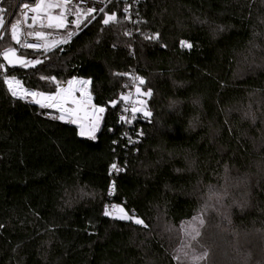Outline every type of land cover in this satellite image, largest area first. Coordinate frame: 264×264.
<instances>
[{
	"label": "trees",
	"instance_id": "1",
	"mask_svg": "<svg viewBox=\"0 0 264 264\" xmlns=\"http://www.w3.org/2000/svg\"><path fill=\"white\" fill-rule=\"evenodd\" d=\"M106 12L122 23L104 26L102 14L36 70H9L66 81L95 67L93 101L106 108L96 140L0 80V264H185L171 229L205 213L204 264H264V0H146L133 37L117 5ZM9 46L7 31L0 59ZM132 74L152 91V116L126 126L119 93ZM244 176L250 196L235 187ZM111 204L148 227L105 217Z\"/></svg>",
	"mask_w": 264,
	"mask_h": 264
},
{
	"label": "snow or ice",
	"instance_id": "2",
	"mask_svg": "<svg viewBox=\"0 0 264 264\" xmlns=\"http://www.w3.org/2000/svg\"><path fill=\"white\" fill-rule=\"evenodd\" d=\"M104 2H110V0H104ZM136 2L138 3L139 0H136ZM87 3L88 0H75V2L74 0H27V2L23 3L22 8L20 9L21 15L15 18V22L8 21V23H10L11 40L21 49H43L44 53H48L61 45L67 44L77 32L82 31V24L87 27L85 21L91 23V21L95 20L97 15L101 13L103 14L102 24L104 26L122 23L115 12L109 14L105 11L104 7H87ZM92 3L95 5L96 0H92ZM123 11L125 14H128L129 7L126 6ZM29 13H32L33 15L30 17L31 23L27 24ZM5 14L6 10L0 8V29H5ZM69 17H72V19L69 20ZM125 20H131V17L126 15ZM132 22L141 23L143 21L137 20ZM23 24H27L29 30L25 33L26 38L22 40L21 29ZM37 25L39 26L38 30L34 29V26ZM70 25L74 26V30H69ZM45 29L47 31H45ZM124 35L131 36L132 32L130 30L125 31ZM143 35L146 40L159 39L158 33ZM28 37L34 38L36 42H29L27 39ZM0 40H3V33H0ZM180 45L187 49L193 47L191 43L183 40L180 41ZM60 50L63 51V48H60ZM2 55L3 60L13 67L19 65L23 68H35L37 65L43 63V60L39 58L29 59L26 58V55L24 54H18L17 47L13 46L6 47ZM0 70L7 71L5 64L0 63ZM117 75L128 76L129 74L118 73ZM40 79H47L49 83H54L55 91L43 92L24 88L21 81L17 79L15 75H5L3 83L7 85V90L14 99L38 105L41 109L54 110L57 114L53 115L52 113H48L49 118L66 124L76 125L80 137H87L90 140H96V134L100 131L101 121L103 120V114L105 113L106 108L93 103V96L90 90L92 81L90 79H78L75 76L68 79L66 82H60L56 77L48 78L41 76ZM131 80L132 84L129 85V87L135 86L137 97H140L141 95L151 97V89L142 91L141 86L146 83L143 78L132 74ZM63 83H66L67 86H62ZM130 96L131 93L128 95H122L120 100L128 101ZM116 103L117 101H112V106L115 107ZM146 103L145 100L141 99L134 101L131 108V118L121 115L119 117L120 121L122 123L131 124L137 119L138 113H142L145 118H150L152 112L147 109ZM128 111V105L125 104L123 112L127 113ZM138 135H142V133H139ZM128 139L129 142H137L133 141L130 137H128ZM111 169L117 172L124 170L119 167L117 163H113ZM114 191L115 183L111 185V190L108 195H113ZM213 198L220 199L219 196H214ZM103 215L121 221H132L136 225L148 227L143 219L138 218L134 213L130 214L121 204H111L106 206ZM197 221L201 224L203 223V220L197 217L185 226L184 232L186 235L198 231L196 227ZM177 252L181 253L182 249H178ZM194 259L198 260L199 258Z\"/></svg>",
	"mask_w": 264,
	"mask_h": 264
},
{
	"label": "built area",
	"instance_id": "3",
	"mask_svg": "<svg viewBox=\"0 0 264 264\" xmlns=\"http://www.w3.org/2000/svg\"><path fill=\"white\" fill-rule=\"evenodd\" d=\"M9 1L11 0H0V8H4L6 10V14H5V19H6V24H5V29H0V33H3V39L6 35V32L8 31L9 34H10V23H8V21H11V22H15V18L17 16H20L21 15V12H20V9L22 8V5L24 2H27V0H14L13 3H10ZM146 0H139V2L137 3L136 0H110V2H104V0H96V3L95 5H93L92 3V0H88V3H87V7H92V6H96L97 8L99 7H104L105 11L107 9H109L111 6L113 5H117L121 11L123 12V14L126 16V15H129L131 17V20H127V27L125 29V31H131L132 32V35L131 36H128V37H133L134 34H135V31L137 29V26L139 25V23H133L132 21H137L139 20L140 18L138 17L137 13H139V9L140 7L143 5V3L145 2ZM75 2V0H74ZM128 6L129 7V13L128 14H125L123 9ZM56 11H59V10H56ZM31 15H33L32 13H29V19L27 21V24H30L31 23ZM96 15V14H94ZM101 14L97 15V17H99ZM72 17H69V20H71ZM92 22V21H91ZM85 23L88 25H90L91 23H87V21H85ZM27 24H23L22 25V34H21V39H25V33L29 30L27 28ZM81 28L82 30L84 28H86L83 24L81 25ZM34 29H39V26H34ZM69 30H74V26H71L70 25V28ZM45 31H47L45 29ZM81 31L77 32V34L67 43V44H64V45H61L60 47L56 48V49H53L52 51L48 52V53H44L43 49H40V50H33V49H21L18 45H15V47H17V50H18V54L20 53H23L24 55H26V57L28 58H39V59H42L43 57L45 56H48L52 53H55V52H63L64 49L69 45L71 44V42L76 38V36L78 34H80ZM11 37V36H10ZM29 42H36L34 38H31V37H28L27 38ZM2 40H0V43H1ZM152 42H155L156 40H150ZM13 42V41H12ZM60 48H63V51L60 50ZM0 63H3L5 64L3 61H2V58L0 59ZM5 67L7 69V71L5 72L4 70H0V80L3 82V79H4V76L5 75H8V76H12L9 74V70L8 67L6 66L5 64ZM82 73H80L79 75H77L78 77L81 76ZM75 76V77H77ZM138 76V75H136ZM44 77H48V75H44ZM77 77V78H78ZM139 77V76H138ZM17 79H19L21 81V84L24 88H27L29 89L27 86H26V82L27 81H36V82H40L41 84H47L48 80L47 79H40V78H37V77H33V76H25V77H20V76H16ZM49 78V77H48ZM132 84V80L130 78L129 82L124 86L123 90L119 93V99L122 95H128L129 93H131V96L129 98L128 101H122V105H121V110L119 111V114H118V117H120L121 115H125L129 118H131V108L133 106V102L136 101L138 99L136 93H135V86H132V87H129V85ZM6 89H7V85L4 84ZM32 90V89H30ZM8 91V90H7ZM35 91V90H33ZM10 94V93H9ZM11 96V94H10ZM12 97V96H11ZM13 98V97H12ZM14 99V98H13ZM17 100V99H15ZM21 101V100H19ZM24 103H27L25 101H22ZM30 104V103H28ZM127 104L128 105V108H129V111L127 113L123 112V108H124V105ZM136 106H139V105H136ZM37 107H39L37 105ZM40 108V107H39ZM50 111L46 112L45 113V118L46 119H49V120H54V119H51L49 118V115L48 113H52L53 115L54 114V110H51V109H48ZM120 120V119H119ZM61 122V121H60ZM121 122V121H120ZM64 123V122H63ZM122 123V122H121ZM126 126H129L130 124L128 123H124ZM113 173H116V171L113 170ZM111 190V187L109 189V191ZM109 193V192H108ZM114 194H115V191H114ZM113 195L109 196L110 198H112ZM106 206H109V205H105L104 206V209Z\"/></svg>",
	"mask_w": 264,
	"mask_h": 264
},
{
	"label": "rangeland",
	"instance_id": "4",
	"mask_svg": "<svg viewBox=\"0 0 264 264\" xmlns=\"http://www.w3.org/2000/svg\"><path fill=\"white\" fill-rule=\"evenodd\" d=\"M85 74H86L85 79H90L93 83L97 77V70L95 67H88ZM47 75L49 78L54 77L50 72H48ZM66 81H60V82H66ZM91 85H90V90H91ZM43 86L47 89V91H44V90H40V91H43V92H54L55 91L54 83H49L48 81L47 84H44ZM62 86L65 87L66 83H63ZM148 98L149 97H146L143 95L138 97V99L145 100V101H147ZM138 114H142V113H138ZM101 124H102V121H101ZM198 217L203 220L202 224L199 223V221L196 222V227L198 231H194L188 235L185 234L184 232L185 226L191 223L192 221L182 225L179 230H175L174 228L171 229V231H173L174 233H180L182 237L183 242L181 243L179 247V249H182V252L178 253V255H179V260L185 264H204V261L207 258V253H208L207 248H204L201 245L200 240H199L201 236V232L203 228L205 227V225L207 224V219H206L207 215L205 213V214L199 215ZM194 258H199V259L197 260Z\"/></svg>",
	"mask_w": 264,
	"mask_h": 264
},
{
	"label": "clouds",
	"instance_id": "5",
	"mask_svg": "<svg viewBox=\"0 0 264 264\" xmlns=\"http://www.w3.org/2000/svg\"><path fill=\"white\" fill-rule=\"evenodd\" d=\"M250 182H251L250 176H244V177H241L239 179V182L235 185V187H237V188L245 187L246 188V191H247V195L250 196L251 195V190H250V188H247V185H249ZM231 195H232V193L229 190V188L227 187L226 189H224L220 193L219 197H220V200L223 201L224 199L228 198ZM245 202H247L246 197H245ZM233 203L234 204H237L239 206H243V205H240L239 204V201L236 200V199H233Z\"/></svg>",
	"mask_w": 264,
	"mask_h": 264
},
{
	"label": "water",
	"instance_id": "6",
	"mask_svg": "<svg viewBox=\"0 0 264 264\" xmlns=\"http://www.w3.org/2000/svg\"><path fill=\"white\" fill-rule=\"evenodd\" d=\"M21 34H22V29H21ZM10 36H11V35H10ZM13 44L16 45L14 41H13ZM1 58H2V61L6 64V66H7L8 69H10V70H22V71H25V72H29V71L36 70L37 67L39 66V65H37L35 68H32V67H29V68H23V67H20L19 65L13 67V66H11V65H8L7 62L3 60V55H2ZM26 58H28V57H26ZM29 59H31V58H29ZM41 60H42V59H41ZM40 65H41V64H40ZM31 105L37 106V105H35V104H31Z\"/></svg>",
	"mask_w": 264,
	"mask_h": 264
},
{
	"label": "crops",
	"instance_id": "7",
	"mask_svg": "<svg viewBox=\"0 0 264 264\" xmlns=\"http://www.w3.org/2000/svg\"><path fill=\"white\" fill-rule=\"evenodd\" d=\"M93 103H94V101H93ZM103 116H104V114H103Z\"/></svg>",
	"mask_w": 264,
	"mask_h": 264
}]
</instances>
